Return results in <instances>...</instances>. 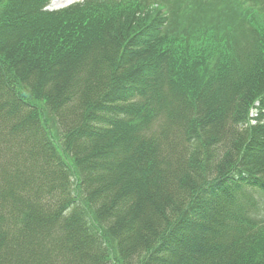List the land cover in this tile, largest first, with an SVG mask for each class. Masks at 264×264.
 <instances>
[{
    "label": "trees",
    "instance_id": "trees-1",
    "mask_svg": "<svg viewBox=\"0 0 264 264\" xmlns=\"http://www.w3.org/2000/svg\"><path fill=\"white\" fill-rule=\"evenodd\" d=\"M52 1L0 0V264H264V2Z\"/></svg>",
    "mask_w": 264,
    "mask_h": 264
},
{
    "label": "rangeland",
    "instance_id": "rangeland-1",
    "mask_svg": "<svg viewBox=\"0 0 264 264\" xmlns=\"http://www.w3.org/2000/svg\"><path fill=\"white\" fill-rule=\"evenodd\" d=\"M83 1L85 0H53L50 6L47 7V10L60 11L77 3H82ZM147 1L148 3L150 2L165 3V5L162 4L164 6L162 11H164V13L169 11L171 16L170 25L173 21V23L176 25L177 28H180V26L181 28H183L187 24L191 25L192 27L193 23H197L199 21L214 23L216 22L215 15H217L221 20V22L223 21L224 23H228V24L230 23L231 25H233V27L235 28V33L241 36L243 40H245L244 34L245 33L248 34L250 27L249 24L245 23L246 17L244 16L245 14L241 12V8H242L241 3H245L247 1H251L253 3H256L258 1L260 3L264 2V0H147ZM224 7H228V9L223 10ZM220 8L223 10L222 12H218ZM183 11L184 12L186 11V13L184 14ZM260 12L261 15H259L256 19L264 23V19L261 17L262 13L264 15V4L261 5ZM241 18H242V22L238 20ZM257 112L258 111L256 109L251 110L250 119H255L257 116L256 115ZM243 195L247 196V198L249 199H253L259 202L256 212L258 211V215H259L258 217L264 223V194L258 191L248 190L247 192L243 193Z\"/></svg>",
    "mask_w": 264,
    "mask_h": 264
}]
</instances>
